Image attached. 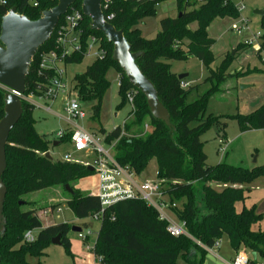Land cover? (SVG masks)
<instances>
[{"label": "trees", "instance_id": "trees-1", "mask_svg": "<svg viewBox=\"0 0 264 264\" xmlns=\"http://www.w3.org/2000/svg\"><path fill=\"white\" fill-rule=\"evenodd\" d=\"M166 1L169 0H104L102 11L109 23L124 32L131 52L143 53L137 64L143 75L153 83L160 102L168 110L170 127L153 118L146 98L129 84L121 67L113 60V46L100 32L91 30V21L86 17L80 26L82 50L67 56L64 64L83 62L90 37L101 41L106 53L104 57L95 59L85 73L74 78L77 97L80 101L95 103L93 119H98L103 98L111 85L107 77L110 70L121 76V102L118 109L129 105V92H137L134 110L131 112L134 121L126 122L109 134L101 128L100 133L106 134L109 145L116 144V161L121 166L128 167L136 176H141L151 161L156 160L157 180L165 186L164 194L172 203L185 200L174 212L177 219L184 223L187 234L172 236L168 232L167 222L160 219L154 208L140 200H126L104 209L92 252L101 258V264H178L179 260L184 264H204L208 253L204 247L218 246L221 237L226 235L236 253L242 248L251 255L253 263L259 262L253 259V254L264 261V231L254 229V226L261 223L262 214L258 213L255 205L249 208L244 206L241 211L236 208L237 204H244L248 200V186L256 179L264 177V166L253 170L225 162L207 166L208 158L201 141V137L212 127L225 128L222 123L225 117L206 116L207 104L213 94L221 92L222 85L227 81L228 66L236 58L230 54L223 59L218 69H210L215 61L212 54L215 41L209 37L208 28L216 19L238 18L239 9L231 0H205L197 9H194L195 4L176 0L178 15L162 19L161 31L153 39L143 37L140 26L144 19L157 17L159 5ZM57 4L58 0H6L4 4H0V32L2 20L12 8L19 15L36 21L42 17L44 11L53 9ZM81 6L82 0H77L67 14L74 10L82 12ZM63 20L64 16L58 27ZM193 24L197 25L195 30L190 29ZM262 29L264 31V21ZM56 35L57 30L34 57L23 96L41 97L47 92L50 81L56 74L52 70H42L40 65L43 56L60 52ZM184 39L189 42L185 49L180 44ZM241 47L244 46L241 44ZM262 52L264 33L258 56ZM193 57L209 68L210 75L204 84L210 87L196 101L189 103V98L200 86L182 88L186 79L179 80L178 75L171 72L170 62L187 61ZM6 93L0 87V121L4 117ZM22 107V118L11 131L6 146L7 168L2 180L7 193L3 207L4 231L0 235V264H30L26 261L25 254L31 253L40 259L46 247L57 236H60L61 246L71 256L72 244L68 238L71 226L63 223L44 227L33 210H22L25 204L21 199L30 193L53 186L66 189L73 182L96 175L85 165L47 159L45 155L49 152L51 143L35 128V106L22 100ZM145 117L149 118L150 132L141 136V132L137 130L134 136L129 137L127 133L131 126L135 124L137 128L142 127ZM229 118L237 120L242 133L263 130L264 105L250 115ZM193 123L198 125L192 128ZM68 139L70 136L62 141ZM194 181L202 188V211L197 203L195 185L192 184ZM211 184L227 187L217 191ZM70 196L67 203L79 220L92 219L102 210L97 196L83 194L79 190H72ZM85 228H89V225H85ZM29 230H37L38 233L33 243L24 241V234Z\"/></svg>", "mask_w": 264, "mask_h": 264}, {"label": "rangeland", "instance_id": "rangeland-1", "mask_svg": "<svg viewBox=\"0 0 264 264\" xmlns=\"http://www.w3.org/2000/svg\"><path fill=\"white\" fill-rule=\"evenodd\" d=\"M204 1L201 3L197 1L194 9L203 5ZM231 2L238 9L240 8L239 17L216 19L208 28L209 37L215 41L212 48L215 61L210 66V69H218L223 59L230 54L236 57L228 66L226 71L227 81L222 85L221 92L213 94L207 104L206 116L225 117L226 119L222 120L225 128L212 127L201 137V141L203 143V151L208 158L207 166H215L225 162L235 167L253 170L256 167L264 166V129L242 133L237 120L229 117L250 115L264 105V52L258 56L261 37L264 33L262 29L264 18L254 13L258 10L264 11V0H231ZM177 15V3L173 0L164 2L158 9L157 17L144 19V23L140 26L143 37L147 39L154 38L155 33L161 31V20L167 17L174 18ZM196 28V24L190 26L191 30H195ZM249 42H252V44L248 45L247 43ZM180 44L185 49L189 42L184 39ZM241 44L246 47L245 50L244 47H241ZM93 61V57L87 56L82 63L64 64L61 66L65 72L64 80L67 90L72 92L71 99H77V91L74 90V78L76 75L85 73ZM170 65L172 73L178 76L187 75L186 81L192 82L193 86H200L189 98V103H193L200 95L208 91L210 86L204 84V81L209 77L210 71L199 59L193 57L187 61H172ZM107 77L111 85L103 98L99 118L93 119L94 102H83L79 100L81 108L86 112L87 117L83 121H76L80 127L100 137L106 135L100 133L101 128L109 134L117 127L123 126L126 122L131 123L134 121L131 113L134 107L126 105L124 108L118 109L121 102L119 96L120 74L114 70H110ZM67 99L68 95L59 96L55 102L46 100L43 96H34L31 98V101L36 104L33 112V118L36 122L35 128L39 134L46 136L47 140L51 143L48 153L55 161H64V156L72 152L70 139L62 141L58 146H54V142H58L56 139L58 133L68 131L72 128L65 120L67 118L65 111ZM48 107L56 115L48 112L46 110ZM143 124H149L148 117L144 118ZM143 124L140 128L135 127V124L131 126L127 135L132 137L136 134L135 132L137 130L141 132V136L149 133L150 130L146 132ZM197 125L198 123H193L191 127L193 128ZM224 140L227 141V152L219 150L220 142ZM92 160V155L87 152H82L73 154V161L71 163L91 166ZM140 180H157L156 160L151 161L147 169L141 174ZM97 181V177L92 176L87 180L86 186L95 188ZM192 184L195 185L197 203L200 211H202L201 185H198L196 181L192 182ZM211 186L217 191H221L224 188V185L220 184H211ZM248 187L251 189V200L246 206L249 207L255 204L258 213L262 214L261 223L254 226V229L255 231L259 229L264 230V177L256 179ZM68 188L71 191L79 190L83 194H90L82 191L78 182L71 183ZM94 192H96V189H94ZM70 199V193L61 186H53L22 197L21 200L25 204L22 210H33L44 225L48 223H54L55 225L66 223L71 228L79 227L82 229V233L80 234L73 232L71 229L68 235L72 244L71 256L68 255L63 246L50 244L46 247L44 255L40 259L31 253H26L25 258L28 263L101 264L98 257L90 250H87V247L94 248L101 224L99 221L92 219H77L67 203ZM163 201L167 205L164 212L178 224L179 220L175 215L174 209H172V201L168 196H165ZM183 203H185V200H181L176 205L177 207H181ZM240 204L237 205L238 211L241 209ZM50 208H54L56 211L60 208L62 212H55L53 215L44 216V211ZM85 225H89V228H85ZM2 232V226L0 225V235ZM82 236L87 237L86 241ZM233 255L234 251L231 248L230 240L226 235H223L219 241V245L213 248V252L207 253L204 264H227ZM258 261L263 262L261 257H258ZM178 264L184 263L179 260Z\"/></svg>", "mask_w": 264, "mask_h": 264}, {"label": "built area", "instance_id": "built-area-1", "mask_svg": "<svg viewBox=\"0 0 264 264\" xmlns=\"http://www.w3.org/2000/svg\"><path fill=\"white\" fill-rule=\"evenodd\" d=\"M176 1V0H175ZM186 3L196 4L203 2V0H183ZM6 0H0V4H4ZM240 9V8H239ZM68 13V12H67ZM65 14L62 24L56 27V44L59 53L51 52L43 56L41 60L40 68L42 70H52L55 72V77L50 81L47 92L43 95L46 100L55 102L61 95H68L66 104L65 119L68 124L72 126L68 131H61L57 135V141L60 143L65 137L70 136V142L72 146V152L67 153L64 156V161L72 162L73 154L87 152L93 156L91 166L95 172V176L98 179V191L97 197L101 202L102 210L99 214L92 217V220L99 221L101 215L106 207L114 205L116 203L126 200H140L147 206L154 208L158 213L162 221L167 222L168 232L174 236L179 237L186 235V229L184 223L177 224L164 212L167 205L163 201V198L167 195L164 194V188L159 180L154 181H142L140 176H136L130 171L128 167L121 166L115 159L114 145H109L106 142L105 136H98L95 133H91L84 128L80 127L76 121H83L86 119V112L81 108L79 99L76 96V100L71 99L72 92L67 90V86L64 80V69L61 66L64 65V60L72 53L80 52L82 50L81 35L82 31L80 26L83 22L84 15L80 11H72L69 14ZM112 16L110 17V19ZM249 42L247 44H251ZM105 50L101 46V41L96 37H90L87 44L86 57H93L95 59H101L105 55ZM120 83V82H119ZM189 85L182 83V88L187 89ZM137 94L136 91L129 92L127 95L128 103L131 107L134 106V98ZM34 96H21V99L26 102L36 105L31 101ZM42 97V96H41ZM48 112H52L51 108H46ZM55 114V113H53ZM56 115V114H55ZM146 132L150 130L148 124L145 125ZM55 143V142H54ZM220 151L226 152L227 145L225 142H220ZM177 208L176 203H172V209ZM60 213L61 209H48L44 211V216L53 215V213ZM37 230H29L24 234V241L26 243H33L37 239ZM86 241L87 237L82 236ZM204 247L202 244L198 243ZM207 252H213V248L204 247ZM87 250L93 251L92 248L87 247ZM101 263V258H98ZM228 264H264V262H252L251 255L245 250L240 249L233 260Z\"/></svg>", "mask_w": 264, "mask_h": 264}, {"label": "water", "instance_id": "water-1", "mask_svg": "<svg viewBox=\"0 0 264 264\" xmlns=\"http://www.w3.org/2000/svg\"><path fill=\"white\" fill-rule=\"evenodd\" d=\"M77 0H58L56 7L46 10L42 17L36 21L26 16L19 15L15 8L3 18L0 32V87L6 90L4 117L0 121V225L4 231L3 207L7 188L2 176L7 168L6 146L14 127L23 115L21 96L25 93L26 79L29 75L31 63L39 49L52 37L60 19ZM104 0H82V13L91 23L92 31L100 32L113 46V60L119 64L129 84L139 91L145 98L151 115L156 120H161L170 127L168 110L160 102L157 90L153 83L143 75L137 60L142 52L132 53L131 46L122 30H117L109 23L103 14ZM255 15L264 17V11H255ZM187 75H179V80H184ZM58 142L54 146H58ZM52 160L49 153L45 155ZM94 171L92 167H88ZM69 193L72 191L66 186ZM97 196V195H94ZM73 232L82 233L79 227L71 228ZM52 244L61 245V238L57 236ZM256 260V254L252 255Z\"/></svg>", "mask_w": 264, "mask_h": 264}, {"label": "crops", "instance_id": "crops-1", "mask_svg": "<svg viewBox=\"0 0 264 264\" xmlns=\"http://www.w3.org/2000/svg\"><path fill=\"white\" fill-rule=\"evenodd\" d=\"M173 1H175V0H173ZM176 2V1H175ZM163 4V3H162ZM161 4V5H162ZM161 5H159V7H158V9L161 7ZM172 18V17H171ZM157 35V33H155V36ZM154 36V37H155ZM153 39V38H152ZM252 44V43H251ZM251 44H249V45H251ZM185 83H187L189 86H192V82H188V81H186ZM124 125V124H123ZM223 142H225V144L227 145V141L226 140H224ZM59 144V143H58ZM227 152V151H226ZM89 178H87V179H83V180H80L79 182H78V185H79V187L81 188V190L82 191H85V192H88V193H90V195H97V191H98V181H97V184H96V187L95 188H90V187H87L86 186V182H87V180H88ZM227 186H225L224 185V188H226ZM223 188V189H224ZM94 189H96V192H94ZM250 189V188H249ZM222 191V190H221ZM251 200V189H250V193H249V198H248V200L244 203V204H240L241 205V209H239V211H241L242 210V208L245 206V207H247L246 206V204L247 203H249V201ZM238 205V204H237ZM255 204H252L251 206H254ZM249 206V205H248ZM251 206H249V207H251ZM256 206V205H255ZM248 207V208H249ZM236 208L238 209V207L236 206ZM52 209H54V208H52ZM61 212H62V210H61ZM44 225V224H43ZM53 225H55L54 223H48L47 225H44V227H49V226H53ZM257 227H259V226H257ZM262 230V229H261ZM262 231H264V230H262ZM242 249V248H241ZM234 251V250H233ZM235 254H236V252L234 251V255L232 256V258L229 260V262H227V264L228 263H230L232 260H233V258L235 257ZM256 260H258V256L256 257ZM264 262V261H263Z\"/></svg>", "mask_w": 264, "mask_h": 264}]
</instances>
